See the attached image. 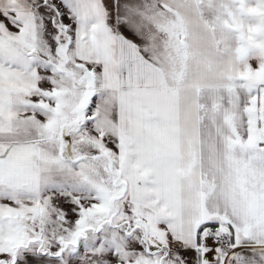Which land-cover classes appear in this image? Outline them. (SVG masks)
I'll return each instance as SVG.
<instances>
[{"label":"snow or ice","instance_id":"snow-or-ice-1","mask_svg":"<svg viewBox=\"0 0 264 264\" xmlns=\"http://www.w3.org/2000/svg\"><path fill=\"white\" fill-rule=\"evenodd\" d=\"M0 264H264V0H0Z\"/></svg>","mask_w":264,"mask_h":264}]
</instances>
